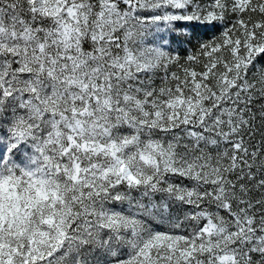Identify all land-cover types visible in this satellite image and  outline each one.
<instances>
[{
	"label": "snow or ice",
	"instance_id": "1",
	"mask_svg": "<svg viewBox=\"0 0 264 264\" xmlns=\"http://www.w3.org/2000/svg\"><path fill=\"white\" fill-rule=\"evenodd\" d=\"M0 264H264V0H0Z\"/></svg>",
	"mask_w": 264,
	"mask_h": 264
}]
</instances>
